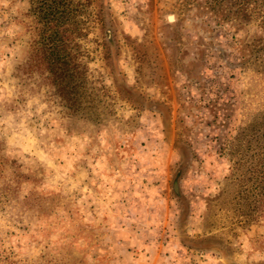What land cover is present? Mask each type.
Wrapping results in <instances>:
<instances>
[{
  "label": "rangeland",
  "instance_id": "1",
  "mask_svg": "<svg viewBox=\"0 0 264 264\" xmlns=\"http://www.w3.org/2000/svg\"><path fill=\"white\" fill-rule=\"evenodd\" d=\"M42 3L0 0V264H264V0H62L69 85Z\"/></svg>",
  "mask_w": 264,
  "mask_h": 264
},
{
  "label": "trees",
  "instance_id": "2",
  "mask_svg": "<svg viewBox=\"0 0 264 264\" xmlns=\"http://www.w3.org/2000/svg\"><path fill=\"white\" fill-rule=\"evenodd\" d=\"M43 5L40 8V12H42L43 16V31L44 35L47 34L43 39L46 44L42 45L41 48V60L47 62V67L50 73L54 75L55 81L59 82V84H63L67 82V85L72 83L73 74L70 73V65L69 62L64 59L60 51L62 48H65V40L64 34L62 33V23L60 22V18L55 16L56 13L60 12V8H58L59 2L62 0H42ZM64 41V42H63ZM63 42V43H62ZM60 43H62L60 45ZM50 46V47H47ZM264 127V122L260 124H255L251 132L253 133V137L259 140V135L262 133L264 137V129L262 130L260 126ZM261 130L263 132H261ZM259 163L263 159L264 161V151H259L257 154ZM261 157V158H260ZM261 168H264V162L260 163ZM259 165V164H258ZM260 166V165H259ZM257 172V170L255 171ZM263 174L264 170L258 171ZM259 177H257L258 181ZM259 184L264 186V177L261 178ZM259 185L256 186V189Z\"/></svg>",
  "mask_w": 264,
  "mask_h": 264
}]
</instances>
